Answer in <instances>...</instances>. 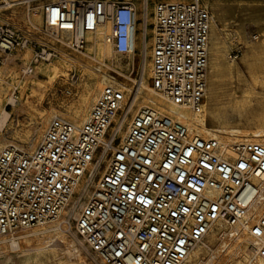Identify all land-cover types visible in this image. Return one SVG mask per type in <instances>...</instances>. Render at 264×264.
I'll list each match as a JSON object with an SVG mask.
<instances>
[{
	"label": "built area",
	"instance_id": "obj_1",
	"mask_svg": "<svg viewBox=\"0 0 264 264\" xmlns=\"http://www.w3.org/2000/svg\"><path fill=\"white\" fill-rule=\"evenodd\" d=\"M208 1L56 0L42 12L46 30L65 35L79 52L89 34L111 22L108 39L124 56L152 18L151 86L201 115ZM32 43L0 21V63ZM147 49L145 42L141 52ZM52 55L43 50L35 59ZM141 67L144 76L145 62ZM138 92L136 84L105 83L82 124L54 117L34 150L10 145L0 152V238L63 218L96 264H187L208 232L223 225L264 259V142L193 134L175 114L136 107Z\"/></svg>",
	"mask_w": 264,
	"mask_h": 264
},
{
	"label": "bare ground",
	"instance_id": "obj_2",
	"mask_svg": "<svg viewBox=\"0 0 264 264\" xmlns=\"http://www.w3.org/2000/svg\"><path fill=\"white\" fill-rule=\"evenodd\" d=\"M28 1L29 0H4L0 2V9L6 8L5 10H8L14 5L17 7V4L27 3ZM10 10L12 11V9ZM29 10L30 9H28V11ZM40 11L41 10L34 9L33 12H29L27 19L29 20L30 27L37 32H41L44 25L42 13ZM20 17L21 16H19V18ZM136 17H138V15ZM148 23H150V18L148 19ZM148 23L147 26L143 27L144 32H141L143 37L138 32H135L134 49L131 53L126 55V57L132 56L134 60L136 53H139L137 50L141 46L140 38L142 43L145 44V36L148 34ZM214 27V19H211L210 34L214 31ZM138 29L139 25H136L135 30L137 31ZM111 30L112 25L109 21L100 25L96 31L88 35L87 48L84 51H80L77 55L68 51L66 47L68 43H66L65 35H61L59 38L56 35L53 36L50 41L53 43H60V48L58 47L59 50H57L58 58H49L47 60L48 62L46 61L47 63L41 62L34 66L35 73L30 77H22L20 75L17 63L14 59H11L13 54H10L7 57L8 61L4 62L3 65L0 64V125H4L7 122L10 114L4 109V100L6 99V101L10 103L16 104L18 99L15 95L16 93H12V95L9 96L12 84L20 89L19 91L22 95H25L27 92L26 89H29L30 94L28 95V99L29 97H36L42 102L45 100L48 91H52L57 81H61L60 83H62V85L63 83L68 84L69 71H72L73 67L80 69L81 79L78 83L73 82L66 85L65 90L63 89L64 91L61 92V95L65 94L64 97L66 96V99L69 97L68 101H66L64 97H60V100L63 101L62 106L65 108V112L56 110L52 105H50L48 109H41L38 111L40 120L36 127L38 128L37 132H41L52 117L67 118L75 125L82 124L99 95L104 82L109 80L106 69H123L129 66V63H124L120 58L116 57L113 43L108 39ZM35 34L37 33L35 32ZM42 41L43 39L41 42ZM110 54L111 56L109 57ZM19 57H21L23 64H26V61H29L31 57V49H25ZM243 60L247 63L251 71L253 83L264 88V76H261L264 72V40L260 41L258 45L252 46L249 50V54ZM107 61H109V63ZM235 67L238 68V65L230 63L226 67L225 76H231ZM103 69L105 72H102ZM29 70L30 69L27 67V72H29ZM120 73L122 74V72ZM39 75L43 77L41 78ZM123 75L128 81L133 82V86L135 84L139 86V92L135 98V104L138 108L150 104L154 105L170 114H175L178 120L188 125L190 132L193 134H200L205 137H219L224 143H229L236 138L264 142V90L253 88L246 92L244 100H236L234 104H228L240 113L247 111L248 108H252L255 104L261 105L263 111H258L261 112L258 116L256 114L259 125L255 128L233 126V124H228L223 118L225 108L220 104L219 84L222 82L221 80L223 79L224 73L221 63V51L218 45L211 46L209 49L208 92L204 105V112L201 115L195 114L185 108L179 109L178 106L169 102L165 96L148 84L143 74L139 80L125 74ZM7 78L11 79V83H9ZM73 84H77L76 88H73ZM15 86L12 87L14 88ZM28 99H26V103H29ZM208 119H211L213 123H218V125L210 126L208 124ZM29 136L30 134L27 132L26 139H28ZM9 143L10 141L0 140V152L3 148L7 147ZM53 230L45 228L44 225H42L40 228L33 230L32 233H27L18 237L22 238L23 241L11 239V241L16 242V244L11 243L10 248L13 254L8 253V251L0 253V264H81V253H79V250L74 252L69 248L66 243L65 234L62 231H56L53 234L47 235L48 232ZM225 231L223 225L212 228L206 235L205 240L189 255L187 264H264L263 258L253 256L251 252L252 249L249 248V244L246 241L247 239L245 240L242 236L234 240L230 239ZM2 242L5 243L6 239ZM2 248L3 247H1L0 250ZM204 253L208 254L206 260L201 257ZM229 256H237L238 259L232 260L229 259ZM253 261L254 263H252Z\"/></svg>",
	"mask_w": 264,
	"mask_h": 264
},
{
	"label": "rangeland",
	"instance_id": "obj_3",
	"mask_svg": "<svg viewBox=\"0 0 264 264\" xmlns=\"http://www.w3.org/2000/svg\"><path fill=\"white\" fill-rule=\"evenodd\" d=\"M3 1L4 0H0V2H3ZM52 1H56V0H29L27 3L17 4V7L16 5L12 6V8H10L12 9V11L10 9L5 10L6 8L0 9V21L8 22L12 24L19 33L27 36L33 41L31 45L25 48V49H31V57L29 61H26V64H23L21 57H19L21 53L25 51V49L14 51L12 53L13 56H11L12 57L11 59H14V61L17 63L18 72H20V75L22 77L33 76L35 73L34 66L40 64L41 62L43 63L48 62L45 59L36 60L35 56L37 52L39 53V52H42L43 50H46L48 52L53 53L54 56L52 55L51 58H54V59L58 58L57 50H59L60 48V43H53L52 41H50V39L55 35L52 34L51 36V33L46 30L45 25H43L41 32L35 31L34 29L30 27L29 20H27L28 13L33 12L34 9H38V10H41L40 12L42 13V20L44 24V16H43L42 8L44 4L48 2H52ZM206 5L208 6L211 12V17L212 19H214V24H215L214 31L211 32L210 34L209 49L211 46L218 45L221 51V63L223 67L224 76H223V79L221 80L222 82H220L219 84V90H220L219 97H220L221 106L225 108L223 118L226 120L228 124L230 125L233 124V126H240L242 128H255L257 125H259L256 114L258 116L261 113L258 111H263V107L261 105L255 104L252 108H248L247 111L242 112V113H240L238 110H235L233 107H230L229 105L234 104L236 100H240V101L241 99L244 100L246 92L253 88H258V89L260 88V90L262 91L264 90L263 87L259 85H255L253 83L251 71L247 63L243 60L249 54V50L252 46L258 45L260 41L264 40V0H209L206 3ZM28 9L30 10L28 11ZM19 16L21 17L19 18ZM138 17H140V15ZM8 18H9V21H8ZM148 24H149L148 34L145 36V42H147V46H148L146 54L145 52L143 53L141 52L142 46H143L141 38H140L141 46L137 50V52L139 53H136L134 60L132 56L126 57L124 55H120L114 52L116 57L120 58L124 63H129V66L123 69L107 68L106 73L109 77L108 78L109 80H106L104 84L115 81L116 83H120L124 85L127 89H132L133 82L128 81L124 77L123 74L131 76L132 78L134 77V79L139 80L142 75L141 66L143 65L142 63L145 62L146 64H145L144 78L148 81V84L151 85L150 79H149L150 74H151L150 72L151 64H150V59H149V56H150L149 46L151 45V36H152V27H151L152 18H150V23ZM140 29L141 27L139 25L138 30ZM35 32L37 34H35ZM141 32H138V33L143 37ZM254 36H256L257 38L255 39ZM42 39L43 41L41 42ZM66 43H68L67 40H66ZM66 47L68 48L69 52L76 54V55L79 54V51H75L71 49L68 45ZM237 51H240L239 56L237 58H234L233 55ZM211 53H210V57H211ZM110 56L111 54L109 55V57ZM132 60H133V63H132ZM7 61L8 59L4 60L0 64L3 65V63ZM107 62L109 63V61ZM230 63L238 65V68L236 67L234 68L231 76H225L226 67ZM27 67H32L33 71L29 70V72H27ZM112 69H115V70H112ZM119 71L122 72V74ZM102 72H105V70L103 69ZM69 73L70 75L68 77V84L63 83L62 85V83H60L61 81L60 82L57 81L54 84L52 91H48L45 100H43L42 102H40L36 97H29L28 99V95L30 94L29 89H26L27 92L25 93V95H22L21 92L19 91L20 89L12 84L11 89L9 91V96L12 95V93L14 94L16 93L15 95L18 99H17L16 104H12L9 101H6V99L4 100V109L7 110L10 114H9V118L7 122L4 125H0V140L10 141L9 143L10 145L13 144L24 150H28V151L34 150L42 137L41 135H43L48 123L50 122L49 121L45 125V127L42 129L41 132L38 131L39 132L38 134L37 132L38 128L36 127L38 121L40 120L38 111H40L41 109H48L50 105H52L54 106L56 110L65 112V108L62 106L63 101L60 100V97H64L65 94L61 95V92L65 90L66 85H69L70 83H73V82L78 83L79 80L81 79L80 77L81 71L79 68L73 67L72 71H69ZM261 76H264V72L261 74ZM39 77L42 78L43 76L39 75ZM7 80H9V83H11L10 78H7ZM76 85L77 84H73L72 85L73 88H76ZM12 86H15L16 88L15 87L13 88ZM64 98L66 101L69 100L68 99L69 97H67L66 99V96H65ZM26 99H28L31 106L29 103H26ZM135 106L137 107V105ZM208 124L210 126L218 125V123H213L211 119H208ZM24 129L25 130L27 129V130L25 131ZM27 132L31 136V137L29 136L28 139H26ZM234 140H240V139L236 138V139H233L232 141ZM68 214L74 218L77 215V210H73L72 212L69 211ZM62 220L63 218H61V221L59 220L56 222H50V223L45 224L44 225L45 228L52 229V230L56 229L51 232H48L47 235L53 234L56 231H59V232L62 231L65 234L66 243L68 244L69 248L72 249L74 252H76V250H79V253H81V257H82L80 261L81 264H85V263L86 264H96L94 260L92 259V257L90 256V254L86 251L84 246L81 244L80 239L75 234L74 230L69 229L66 224L62 223ZM41 226L42 225H39L29 230L19 231L15 234L14 237H10V238L1 237L0 243L4 239H6V242L5 243L2 242L0 244V248L3 247L0 250V253L8 251V253L13 254L10 247H11V243L16 244V242L11 241V239H17V241L19 240L23 241L22 238H18V237L21 235L27 234V233H32L33 230H36L40 228ZM225 233L228 235V237H230L228 234L229 233L228 230H226ZM238 237L239 236L230 237V239L234 240V239H237ZM242 237L245 238L244 236ZM249 248H250V244H249ZM207 255L208 254L204 253L201 257L206 260ZM229 259L234 260L238 258L237 256H229ZM252 263H254V261Z\"/></svg>",
	"mask_w": 264,
	"mask_h": 264
}]
</instances>
